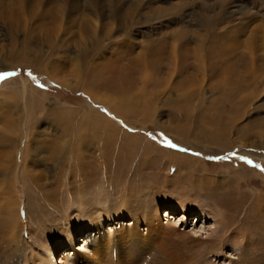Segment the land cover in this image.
<instances>
[{
    "label": "rangeland",
    "instance_id": "1",
    "mask_svg": "<svg viewBox=\"0 0 264 264\" xmlns=\"http://www.w3.org/2000/svg\"><path fill=\"white\" fill-rule=\"evenodd\" d=\"M33 2L0 0V73H16L0 79V206L13 210L0 264L44 262L68 228L96 231L83 264H264V0H63L61 20L60 0ZM133 8L128 29L114 28ZM79 16L96 35L113 28L81 63ZM172 29V40L201 39L203 65L154 61L141 80L128 53L156 60ZM76 242L68 261L83 254Z\"/></svg>",
    "mask_w": 264,
    "mask_h": 264
},
{
    "label": "bare ground",
    "instance_id": "2",
    "mask_svg": "<svg viewBox=\"0 0 264 264\" xmlns=\"http://www.w3.org/2000/svg\"><path fill=\"white\" fill-rule=\"evenodd\" d=\"M43 2H44V0H34V2H33V4H32V7L33 8H35L37 11H39V9L41 8L43 11L45 10L44 8H42L41 6H42V4H43ZM58 3V8H56L55 10H56V13H57V16H58V20H61L62 19V16L64 17L65 16V11L64 10H61V8L63 7V4H64V2H63V0H60V2H57ZM137 3H139V2H137ZM136 3V4H137ZM222 3V2H221ZM214 4V3H213ZM11 5H13L12 3H11ZM15 5H16V3H15ZM62 5V6H61ZM65 5H67V3H65ZM64 5V6H65ZM172 5V4H171ZM174 6H171V8H167L166 9V12L168 13V12H170L171 10H173V9H175V11H177L178 12V10L179 9H181V7H183L182 5V3L180 4V6H176V4H173ZM209 5V4H208ZM18 7H23V6H21V4L19 3V0H17V9H18ZM48 7V6H47ZM64 8V7H63ZM210 8V7H209ZM183 9V8H182ZM212 10V9H211ZM13 11L11 10V8H9V14H11ZM66 13H67V11H66ZM136 13H137V10H135V8H133V9H128L127 11H125L124 12V14H122L119 18H118V23L117 22H114L115 23V27L114 28H117V27H123L124 29H128V24H129V22L130 21H133L134 20V18H135V15H136ZM139 13V12H138ZM173 13V12H172ZM180 13V12H179ZM212 13V12H211ZM175 14V13H174ZM217 14V13H216ZM94 15V14H93ZM215 15V14H214ZM166 16V15H165ZM206 16V15H205ZM212 16H213V13H212ZM176 17V16H175ZM170 18V17H169ZM208 18H209V16H208ZM211 18V17H210ZM78 20H79V23H80V28L78 29V33H77V35L75 36L76 37V40H75V42H76V46L78 47V49H77V54L75 55V56H78V58H79V61H80V63L81 62H83V61H86L85 59L86 58H88L89 56H91L92 54L93 55H98V56H100L101 55V51L103 50V47L105 46V44L102 42V40H100V39H102V38H104L105 37V39H103V40H106V39H108V40H110L111 39V37H110V34H109V32H108V30H111V29H113L112 27H110V28H108V30L106 31V32H104L103 33V35L102 36H99V34H95L96 33V31H98L97 29L98 28H100V25H98L97 24V22H93L92 24H91V26H92V28L89 26L90 24L88 23V22H92L91 20L89 21V18H85V17H83V16H79L78 17ZM173 20V19H172ZM183 20V19H182ZM221 20V19H220ZM86 22V23H85ZM208 22V21H207ZM206 22V23H207ZM212 22V21H211ZM117 23V24H116ZM213 23V22H212ZM264 25V24H263ZM83 26H86V27H88L90 30H91V33L90 34H95V36L93 37V39L94 38H96V41L95 42H92V43H90V40L88 41V37H85V34L83 35V33H82V31H80L81 30V28L83 27ZM259 26H261V25H259ZM263 27V26H262ZM107 29V28H106ZM177 30L179 29V28H176ZM176 29H172L171 31L172 32H167L166 34H164L162 37V39H164V43L166 44V49L164 48V50H162L161 52L159 51V56L156 58V60L154 59L153 60V56H154V58H155V54H154V52H152V49L151 50H148L149 52H146V53H140V52H136V54H133L132 56H130L131 54L130 53H128V57H129V59H128V61H132V62H135V63H142L141 64V67H140V74H142V78L141 77H139V78H141V80H149V78L154 74V69H153V67H152V63L154 62V61H158L159 62V60L161 61V62H163L164 63V61L166 60V61H169V62H171V63H173V66H174V64L175 65H179L180 64V62L181 61H187V59H185V58H189V57H194V59L196 58V60H198L199 61V63L201 64V66L203 65L202 63H203V59L205 58V57H207V54L205 53V54H203L202 52H201V48H202V43H201V45H200V38L197 36V40H192V42L194 41V43H193V46H191V44L189 43H187V42H184V39H185V36H188V35H186V33L185 34H183V35H181L180 33H178V35L180 34L181 36H179L178 38H177V40H172V38L175 36V34L177 33V32H175L174 33V31H176ZM184 29V28H183ZM182 31V30H181ZM101 32V31H100ZM183 33H184V31H183ZM177 35V36H178ZM201 36V35H200ZM184 37V38H183ZM92 39V40H93ZM125 39V38H124ZM127 39V38H126ZM176 39V38H175ZM205 39V38H204ZM107 40V41H108ZM49 41V44L50 45H53V43L55 42V40H52V39H49L48 40ZM113 41H116V40H112V42ZM198 42V44L196 45V43ZM141 45V46H140ZM140 45L138 44V46H140V47H144L145 45H143V43H140ZM212 47V46H211ZM53 48V47H52ZM136 49V48H135ZM153 49H154V47H153ZM141 50V49H140ZM205 50V49H204ZM211 50V49H210ZM145 51V50H144ZM208 51V50H207ZM28 54V53H27ZM20 57V56H19ZM128 57H126V58H128ZM131 57V58H130ZM25 56H23V57H20V59H21V62L23 61H25L26 63H29L28 61H30V56H28L27 57V59L25 58ZM29 59V60H28ZM19 60V59H18ZM39 60V59H38ZM55 60H60V59H55ZM54 60V61H55ZM34 61V60H33ZM53 61V62H54ZM161 62H159V63H161ZM48 63V62H47ZM184 62H182V64H183ZM29 64H33V62L31 63V61H30V63ZM35 65V64H34ZM37 65V64H36ZM181 65V64H180ZM184 65V64H183ZM189 65V64H188ZM38 66V65H37ZM45 66V65H44ZM200 66V70H201V68H203V67H201ZM38 67H41V66H38ZM175 67V66H174ZM183 67H185V66H183ZM42 68V67H41ZM43 68H45V67H43ZM115 68H116V66H115ZM114 68V70H113V72L112 71H110V72H108V74H114V72H117V71H119L120 70V68L118 67V69H115ZM158 68V67H157ZM171 67H168V68H166L165 69V67L164 66H162L160 69L158 68V71L159 72H165V74H166V76H169L170 78L177 72V70H175L174 68H171ZM189 68V66L187 67V69ZM174 69V70H173ZM121 71H123V70H121ZM182 71H185V68H183V70L181 69V70H179V72L180 73H182ZM101 72V71H100ZM133 72V71H132ZM49 73H51V72H49ZM75 73H76V75L78 74V71L77 70H75ZM103 74V73H102ZM107 74V75H108ZM53 77H54V75H52ZM190 76V75H189ZM56 77V76H55ZM23 79V78H22ZM64 82V81H63ZM62 82V80L60 81V83H62V84H64ZM193 82V83H192ZM66 83V82H65ZM67 84V83H66ZM194 84H195V82L193 81V80H191L190 82H189V84L188 85H186V88H185V90H184V94L185 93H187V94H185L184 96V99L186 100H188V93H192V92H194V91H192V89L191 88H193V87H195L194 86ZM100 85V84H99ZM101 86V85H100ZM84 90H86L91 96H92V98H93V100H95L96 102H98V101H100V100H103L105 103H103V106L104 107H107V108H109L110 107V104L111 103H109L108 101H107V99H106V97H107V95H106V97H100V96H98L97 95V93H95V92H92V91H90L89 90V87H86V88H84ZM105 98V99H104ZM106 100V101H105ZM111 102V101H110ZM188 102V101H187ZM108 104V105H107ZM111 106H112V104H111ZM115 107V106H114ZM110 109H113V106L112 107H110ZM90 115V114H89ZM22 116V114H20V116L19 117H21ZM86 116V115H85ZM94 116V115H93ZM97 116V115H96ZM102 115L101 114H98V117L97 118H102L101 117ZM18 117V118H19ZM95 117V116H94ZM260 122H263V121H260ZM10 124H14V125H17L15 122H11ZM6 129H5V131L4 132H2V133H0L1 134V139H4V140H2V143L1 144H4L5 142H7L8 141V139L9 138H6V137H8L9 136V121H6ZM13 132V131H12ZM5 133H7L8 135H5ZM83 139H80V141H79V143L80 144H82V141ZM21 141H22V139H21ZM21 141H19V143H18V145H20L21 146ZM24 142V141H23ZM8 143V142H7ZM78 143V144H79ZM13 144V143H12ZM24 144V146L23 147H21V150H20V156H21V154H25V150H24V148H26L27 149V146H26V144H25V142L23 143ZM253 145L254 146H260V147H262L263 145L262 144H256V142L255 143H253ZM262 145V146H261ZM17 146V145H16ZM251 146H252V144H251ZM3 147V146H2ZM15 147V146H14ZM20 148V147H19ZM29 148V147H28ZM30 151V150H29ZM18 152V151H17ZM31 152V151H30ZM5 153V154H4ZM1 154H3V155H5V156H7V158L9 157L8 155H6L7 154V151L6 152H1ZM25 159V158H24ZM7 164V163H6ZM1 207V211L4 213L3 214V216H2V218L0 219V222H2V223H9V220H10V218L12 217V215H13V210H10L11 211V214H9L10 212H9V205L8 204H5L4 203V205L3 206H0ZM172 213V211L169 209L168 210V213H166L167 215H170ZM2 214V213H1ZM18 220L20 221V219H19V217H18ZM21 222V221H20ZM204 222H205V220H204ZM101 223V222H100ZM92 226H94V224H92ZM7 227H9V224H7ZM8 230H7V232H6V234H7V236H8V238H9V228H7ZM78 232H79V235L80 236H76V233L75 232H73L72 231V229L71 228H68V232H67V234L65 235V236H60L59 238V242L55 245V246H53L49 251V253H50V256L48 257V258H44V262H42V261H36L35 262V264H57V262H59V264H69V261H71V263L70 264H77V262H78V264H83V262L84 261H87V257H88V254H91L92 252H94V254H95V250H88V245H89V243L94 239V237H95V235H96V231H93V230H86V231H83V230H77ZM12 232V231H11ZM14 235V234H13ZM15 236V235H14ZM15 238V237H14ZM13 238V239H14ZM10 239V238H9ZM78 240V242H82L83 243V246H82V249H83V254H80L79 256H78V260L81 262V263H79V261L77 260V259H75L76 261H74V260H67V256H68V252L67 251H69V249L70 248H68L69 246H71V244L72 243H74V242H76ZM16 242V241H15ZM71 243V244H70ZM77 243V242H76ZM76 248V247H75ZM74 247H73V250L75 249ZM8 249V248H7ZM59 250V252H61V257H59L58 258V261H57V258H56V254H57V251ZM59 252H58V255H59ZM12 254V253H11ZM93 254V253H92ZM91 254V255H92ZM50 260H55V262H52V261H50ZM42 262V263H41Z\"/></svg>",
    "mask_w": 264,
    "mask_h": 264
},
{
    "label": "snow or ice",
    "instance_id": "3",
    "mask_svg": "<svg viewBox=\"0 0 264 264\" xmlns=\"http://www.w3.org/2000/svg\"><path fill=\"white\" fill-rule=\"evenodd\" d=\"M14 75H16V73H14V72H4V73H0V79H4V78H6L8 76H14ZM171 146L172 147H175V145H171ZM242 159H243V157H242ZM248 163L251 164L252 162L251 161H248ZM257 167H259V166L257 165ZM260 170L261 171H264V168H261Z\"/></svg>",
    "mask_w": 264,
    "mask_h": 264
}]
</instances>
